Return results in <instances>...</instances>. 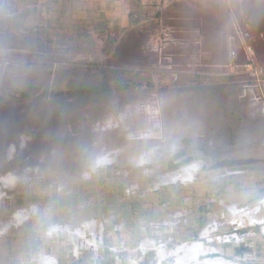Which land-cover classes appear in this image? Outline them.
I'll return each mask as SVG.
<instances>
[{"label":"rangeland","instance_id":"1","mask_svg":"<svg viewBox=\"0 0 264 264\" xmlns=\"http://www.w3.org/2000/svg\"><path fill=\"white\" fill-rule=\"evenodd\" d=\"M72 11L0 0V264H264V0Z\"/></svg>","mask_w":264,"mask_h":264},{"label":"crops","instance_id":"2","mask_svg":"<svg viewBox=\"0 0 264 264\" xmlns=\"http://www.w3.org/2000/svg\"><path fill=\"white\" fill-rule=\"evenodd\" d=\"M23 1L26 5H32L33 8H43L45 13L48 12L50 19H58L62 17V11L67 9H72L74 11L71 12V17H75L76 14H79V18L82 20L81 15L84 18H88V22L94 21L92 26L84 24V28L89 31L94 32L97 28L96 22H101L107 25L110 28H118L121 30L124 27L134 28L140 26L146 20L154 21L158 20L159 18H163L162 15L168 12L169 4H173L175 1L179 0H20ZM47 6H49L47 10ZM41 11V10H40ZM41 13V12H40ZM39 13V14H40ZM81 14V15H80ZM68 17V13H65V18ZM258 209V208H257ZM256 209V210H257ZM246 210V211H244ZM249 208L243 209L241 217H246L247 219L251 220L257 217L255 211H253V215L249 212ZM248 212L251 214H248ZM259 223V222H256ZM258 231L257 236L255 237V233H253V237L249 238L252 240H256L257 244H262L261 246L264 247V225L263 223L258 224ZM255 241V242H256ZM254 243L249 242V247L252 248ZM250 250V249H249ZM247 254V256L251 259L264 261V251H262V256L257 257L256 254L259 251H254ZM198 253L194 256V259L197 258ZM242 254L244 255L245 252L238 254L235 251L226 252L224 257H233V259H237L235 256ZM233 255V256H232ZM232 262V261H231ZM198 264V261H197Z\"/></svg>","mask_w":264,"mask_h":264},{"label":"clouds","instance_id":"3","mask_svg":"<svg viewBox=\"0 0 264 264\" xmlns=\"http://www.w3.org/2000/svg\"><path fill=\"white\" fill-rule=\"evenodd\" d=\"M150 138L160 140L163 138V133H155L152 131V129H148L139 137L141 140H148ZM34 214L39 217L42 216L44 212L43 210L37 208L34 210ZM49 235H51V233H49ZM34 264H55V261L50 256L46 255L45 252L40 251L36 254Z\"/></svg>","mask_w":264,"mask_h":264},{"label":"bare ground","instance_id":"4","mask_svg":"<svg viewBox=\"0 0 264 264\" xmlns=\"http://www.w3.org/2000/svg\"><path fill=\"white\" fill-rule=\"evenodd\" d=\"M178 176H179V175H177V176L175 175L174 178H176V177H178ZM181 177H182V176H181ZM257 208H258V205L256 204L253 208H252V207L249 208V209H250L249 212L253 215V211H255ZM234 211H235V210H234ZM241 211H242V210H240V212H241ZM245 211H246V210H245ZM249 212H248V214H250ZM238 213H239V212H238ZM251 214H250V215H251ZM190 247H191V246H190ZM194 251H195V250H194ZM195 255H196V253H195ZM192 256H193V255H192ZM196 260H197V259H196ZM177 262H178V261H177ZM212 262H213V263H212ZM212 262H211V263L208 262V264H220V263H221V261H219V260H217V261L214 260V261H212ZM224 262H225V261H224ZM206 263H207V262H206ZM179 264H180V263H179Z\"/></svg>","mask_w":264,"mask_h":264}]
</instances>
